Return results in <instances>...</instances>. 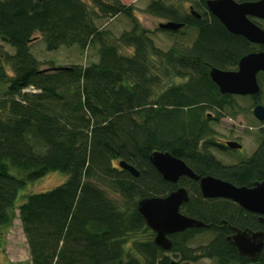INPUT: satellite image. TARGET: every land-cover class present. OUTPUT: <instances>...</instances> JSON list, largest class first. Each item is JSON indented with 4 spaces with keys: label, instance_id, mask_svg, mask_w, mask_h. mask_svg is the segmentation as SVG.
<instances>
[{
    "label": "trees",
    "instance_id": "obj_1",
    "mask_svg": "<svg viewBox=\"0 0 264 264\" xmlns=\"http://www.w3.org/2000/svg\"><path fill=\"white\" fill-rule=\"evenodd\" d=\"M206 2L200 0V18L164 0L150 3L149 15L186 25L158 31L197 32L191 46L176 41L165 51L135 7L120 0H0V41L13 50L0 44V60L12 72L0 66V249L18 211L31 264H170L169 254L178 264H264V251L251 261L227 241L233 226L264 230L252 214L230 200L204 199L189 178L167 183L150 161L152 153L168 152L197 175L237 187L264 178V138L237 165L225 166L211 152L231 151L215 142L212 122L239 113L234 96L222 95L211 80V69L235 71L242 57L264 47L228 32ZM119 16L132 27L118 38L98 26ZM39 39L48 52L96 47L99 60L43 69L30 51ZM238 98H250L253 107L262 100ZM121 161L140 176L123 170ZM53 173L68 179L18 204L19 192ZM178 187L191 191L181 212L206 227L170 236L173 247L164 251L137 208ZM205 232L214 235L211 242L191 248Z\"/></svg>",
    "mask_w": 264,
    "mask_h": 264
},
{
    "label": "water",
    "instance_id": "obj_2",
    "mask_svg": "<svg viewBox=\"0 0 264 264\" xmlns=\"http://www.w3.org/2000/svg\"><path fill=\"white\" fill-rule=\"evenodd\" d=\"M44 2L45 0H39ZM208 11L216 17L233 35L245 38L251 44L264 46V29L253 22L251 18L264 20V0L237 2L235 0H207ZM191 15L200 18L193 7ZM184 23L166 22L159 25V29L177 32L185 28ZM235 71H225L212 68L210 78L219 88L222 95L253 97L260 93L258 74L264 72V51L245 55L237 65ZM57 70H66L59 68ZM255 118L264 123V105H257L253 110ZM229 150H242L243 145L238 142H226ZM152 165L163 176L167 183L178 184L181 178H189L200 182L204 198H223L233 201L243 209L264 215V181L255 187H237L230 182L215 177H201L197 175L183 160L168 152L156 151L150 156ZM119 166L138 178L140 172L125 161ZM190 200L186 188L181 187L167 197H151L139 202L138 210L146 221L148 229L155 233L154 243L164 251L173 247L170 236L182 233L188 229L206 227L202 221L190 218L181 212V206ZM225 223V222H224ZM233 234L227 241L236 247L239 254L251 261H256L264 249V232L241 230L231 227ZM170 264H178L171 261Z\"/></svg>",
    "mask_w": 264,
    "mask_h": 264
},
{
    "label": "rangeland",
    "instance_id": "obj_3",
    "mask_svg": "<svg viewBox=\"0 0 264 264\" xmlns=\"http://www.w3.org/2000/svg\"><path fill=\"white\" fill-rule=\"evenodd\" d=\"M124 5L135 7L134 11L143 28L152 32V37L159 48L168 50L174 42L178 41L184 43L186 46H191L197 38V32L194 29H188L184 32L186 36L169 35L168 33L160 32L159 25L168 22V20L149 15L146 9L152 1L157 0H120ZM168 5H174L186 12H190L193 7L196 12H204L200 6V0H164ZM251 1V0H235ZM259 24L264 27L263 22ZM98 26L103 30H108L111 36L118 38L124 31H129L132 27L131 22L124 16H119L108 21H98ZM4 49L13 54L12 48L0 41ZM30 51L42 63L43 69H48L50 66L55 67H69L71 65H89L93 62H98V50L96 47H90L87 50H80L78 47H63L57 52H48L43 40H36L31 45ZM125 54H132V49H125ZM0 66L5 68L12 74L10 66L0 60ZM3 87L0 88V91ZM234 104L236 110L239 112L237 116L233 117L227 112L224 113L217 121L212 122V130L215 142L223 143L224 141H236L244 146V153L234 151L220 152V150L212 148V154L223 163L225 166L237 165L239 162L251 157L260 143V138L264 137V123H260L253 113V101L250 98H235ZM262 104H264V96H262ZM213 114V113H212ZM216 118L217 115L214 113ZM68 179L67 175L61 173L50 174L34 183H30L24 190L19 192L18 204L23 200V196L33 193L47 192L64 184ZM17 219L14 221L12 227L5 230L4 246L0 249V264H31L29 248L22 229L21 221L19 220V212H16ZM212 233L205 232L196 236L190 243V247L195 249L200 246L209 244L214 238ZM172 260L180 262V258L169 254ZM197 264H217L214 260L203 259Z\"/></svg>",
    "mask_w": 264,
    "mask_h": 264
},
{
    "label": "flooded vegetation",
    "instance_id": "obj_4",
    "mask_svg": "<svg viewBox=\"0 0 264 264\" xmlns=\"http://www.w3.org/2000/svg\"><path fill=\"white\" fill-rule=\"evenodd\" d=\"M251 1H259V0H251ZM240 2H244V1H240ZM251 20L253 21V22H255L256 24H258L259 26H261L260 24H259V22H263L264 23V20H261V19H258V18H251ZM262 27V26H261ZM263 29H264V27H262ZM256 46H259V45H256ZM264 47V46H263ZM262 51H264V50H259V51H256V52H262ZM262 79H264V72H261V73H259L258 74V82H259V84H260V87H261V91H260V93L258 94V95H256V96H253V98H261L262 99V96H264V86L262 85V83H261V81H262ZM232 96H234V97H237V96H235V95H232ZM238 97H241V96H238ZM237 97V98H238ZM249 97H251V96H249ZM257 105H264V104H262V100H261V103H257L254 107H252V108H255ZM254 110V109H253ZM261 123V122H260ZM264 138V137H263ZM263 138H260V143L258 144V146H257V148L259 147V145L261 144V141L263 140ZM226 142H229L228 140H226V141H224L223 143H219L220 145H222L223 147H226ZM230 142H236V141H230ZM227 148V147H226ZM257 148H256V150H257ZM245 148H244V146H243V149L242 150H238V151H234V150H231V151H234V152H238V153H244L243 152V150H244ZM255 150V151H256ZM254 151V152H255ZM193 181H195V180H193ZM264 181V178L262 179V180H260V181H256L254 184H253V186H251V187H255L256 186V184L257 183H262ZM196 183H198V185H199V191L201 192V195H202V197L204 198V196H203V194H202V190H201V187H200V182H198V181H195ZM181 188V187H180ZM184 188H186V187H184ZM187 189V191H188V193H189V195L191 194V191L188 189V188H186ZM190 197V196H189ZM204 199H207V198H204ZM216 199H222L223 200V198L221 197V198H214V199H207V200H216ZM226 200V199H225ZM233 202V201H232ZM234 203V202H233ZM236 204V203H235ZM185 205V204H184ZM183 205V206H184ZM236 205H238V204H236ZM239 206V205H238ZM182 207V206H181ZM240 207V206H239ZM242 208V207H241ZM243 209V208H242ZM243 210H245V209H243ZM245 211H247V210H245ZM248 213H250V214H252L256 219H257V221L259 222V223H261L262 225H264V215L263 214H256V213H252V212H249V211H247ZM258 231H263L264 232V230H258ZM263 251H264V249H263ZM262 254V253H261Z\"/></svg>",
    "mask_w": 264,
    "mask_h": 264
}]
</instances>
